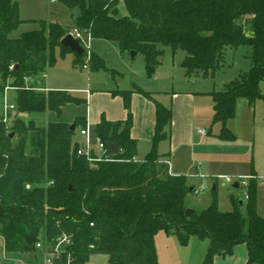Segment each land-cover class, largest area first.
Here are the masks:
<instances>
[{"label":"trees","instance_id":"obj_1","mask_svg":"<svg viewBox=\"0 0 264 264\" xmlns=\"http://www.w3.org/2000/svg\"><path fill=\"white\" fill-rule=\"evenodd\" d=\"M59 1L80 9L77 27L87 29L93 39L114 42L123 54H142L150 78L163 62V46L185 52L181 67L188 79L214 78L228 49L251 48L250 69L208 94L214 108L212 126L220 125L222 141L236 140L227 124L236 117L240 100L252 106L264 100V0ZM23 23L18 4L0 0V94L8 85L18 88L12 102L19 113L27 114L61 117L64 107L86 104L68 92L45 91L38 82L27 87V80L53 62L56 49L62 57L70 50L61 44L68 32L58 24L46 31L42 23L40 30L12 39L11 33ZM84 58L77 56L74 65L82 67ZM89 69L115 74L93 53ZM133 93L114 92L124 100L127 120L103 118L93 130L106 145L119 143L120 152L111 161L89 162L77 155L81 143L74 134L87 126L84 116H77L73 131L62 121L42 127L21 119L8 130L0 116V236L5 253L31 257L40 251L38 242L51 244L65 234L71 238L74 264H87L101 254L108 256V264H158L156 236L164 232L183 246L192 236L208 240L201 264L232 255L240 244L248 248L246 264H264V216L257 211L256 179L249 181L248 199H232V211L219 210L214 185L211 204L187 217L186 198L197 189L185 176L172 175L167 156L158 151L170 136L172 109L155 102L152 149L138 161L137 142L130 135ZM142 93L153 100L150 93Z\"/></svg>","mask_w":264,"mask_h":264},{"label":"rangeland","instance_id":"obj_2","mask_svg":"<svg viewBox=\"0 0 264 264\" xmlns=\"http://www.w3.org/2000/svg\"><path fill=\"white\" fill-rule=\"evenodd\" d=\"M12 1L18 4L20 17L29 20L11 33L10 37L12 39L20 38L27 32L40 30L42 23L45 24L46 31L52 24L60 25L68 33L77 27L75 9H70L59 0ZM119 12L120 15H126L123 3L119 5ZM162 50L164 51V58L160 78L156 81L155 76L150 78L145 75L144 77L146 82L158 87L161 91H163L162 88L164 87H168L165 89L198 93H207L215 89L220 90L223 85L235 79L240 73L248 71L251 66V61L248 59L251 48L241 46L237 50L228 49L226 51L223 66L218 70L214 79H187L179 67V62L185 56V52L177 51L173 53L169 46H163ZM91 51L93 54L96 53L103 57L108 69L124 74L125 78L121 76L118 78L120 84L129 81L131 67L145 63L142 54H138L133 61L130 59L129 53H125L123 58L118 45L104 39H93L91 41ZM71 54L73 53H68L65 57H62L60 48L56 49L53 62H48L46 67L35 78L27 80V87L34 86L37 81L43 82L52 91H70L76 84L79 85L78 87H83L88 82L89 71L81 67L75 70L72 60L77 57ZM98 74L105 80L104 76H107L108 72L100 71ZM7 88L8 90H6ZM7 88H5V91H7L9 102L13 103L12 100L15 98L18 88L9 85ZM5 91L3 95L0 94V116H3ZM260 91L264 95V81L260 83ZM75 95L85 98L84 94L77 93ZM199 110L201 117L198 127L207 131L211 130V133L207 138L201 140L205 144L201 148L208 151V154L201 158L196 157L197 163L191 164L192 172L190 177H187L189 183L195 184L197 189H203V192L188 195L186 198L187 208L198 213L207 208L213 200L212 188L215 184L219 210L230 212L233 210L232 199H245V194L249 193V181L254 178L257 186V211L260 216H264V100H258L255 108L250 107L246 102L241 103L237 108L236 118L227 124V127L237 137L234 142L218 139L217 135L220 133V125L211 127L212 103L201 104ZM83 113L84 106L75 104L66 107L61 117L49 112L27 114L19 113L16 110L9 115L6 124L8 130H10L12 123L16 119H21L26 125L33 122L35 125L42 127H47L51 121H62L73 125L71 118H68L67 115L74 117L82 116ZM74 140L79 143L82 142L83 137L80 134V128L76 129ZM201 160L202 162H200ZM196 166H199L198 172ZM235 184H239V188H235ZM243 212L245 213L244 210ZM168 239L178 243L177 248L181 250L179 251L181 258L184 257L181 255L184 250L192 253L193 264L196 262L195 254L198 255L199 250L203 246L202 244H204L203 242L205 244L208 243V240L192 236L188 245L183 246L179 243L177 237L159 232L156 236V248L159 254H157L158 264H169L168 254L170 252L168 251L169 248L167 249V244L170 241ZM175 254L178 255V253ZM7 258L13 259V262L20 259L16 256H5L3 239L0 237V264H11ZM21 260L25 264L29 262L25 258H21ZM87 264H108V256L102 254L94 255Z\"/></svg>","mask_w":264,"mask_h":264},{"label":"crops","instance_id":"obj_3","mask_svg":"<svg viewBox=\"0 0 264 264\" xmlns=\"http://www.w3.org/2000/svg\"><path fill=\"white\" fill-rule=\"evenodd\" d=\"M22 20H24V22L29 21L26 19H22ZM69 53H73V52L70 51ZM94 54L103 58L99 54L96 53ZM71 55H75V57H77L75 53ZM121 56L124 58L125 54L122 53ZM183 58L179 62V67L181 69H182L181 62ZM130 59L132 61L134 60L131 57ZM75 61L76 59L72 60L73 68L75 70L80 69V66L78 68V66L74 65ZM162 64L153 75L155 76L156 81L160 78L159 76L161 75ZM88 71H89L87 76L88 82H86V84H84L83 87H78L79 85L76 84V86L71 88L70 91H66L77 98L84 99L87 101V103L83 105L84 113L82 115L85 117L87 125L92 130H94V128L102 121L103 118L111 122L127 120L128 113L124 106V100L120 95H114V92L134 91V93L132 94V103H131V110L133 114V125L130 131V135L131 138L137 142L136 160L142 161L152 149L153 139L155 135L156 118H157L155 102L157 101L166 107H170L173 112L172 125L170 128V136L167 140L159 144L158 151L160 154L167 156V160L169 162V167H170V173L172 175L185 176L186 178L190 177V174L192 172L191 164L197 163L196 157L201 158L202 156L204 157L205 155L208 154L207 153L208 151L202 150L201 147H204L203 145L205 144L201 140L207 138L211 133V130L207 131L198 127L199 125L198 123L200 122V117H201V115L199 114L200 113L199 109L201 107V104L203 103L206 102L212 103L211 97H209L208 94L213 91H216V89L207 93H201V92L198 93L192 91L191 92L177 91L176 89H165L168 87H164L162 88L163 91H161L160 89H158V87H155L154 85L144 80V77L146 75L145 63H143L142 65L139 64L138 66L135 67H131L129 81H126L125 83L122 84L118 82V78H120V76L122 78H125L124 74L116 73L115 70H113L115 72L114 75L108 72L107 76H104L105 80L101 76H99L98 73L100 71L92 72L90 69H88ZM182 73L184 75L183 69H182ZM195 78H202V77H195ZM204 79H214V78H204ZM37 82L40 84L43 90L52 91L49 90L43 84V82L41 81L40 82L37 81ZM142 91L150 93L152 95L153 100H150L147 97H145ZM77 93L84 94L85 98L76 96L75 94ZM243 102H246L250 107L255 108L256 103L252 106L248 103L247 100H240L238 102L237 108ZM66 107L63 108L62 112ZM213 115H214V108H213ZM213 115H212V119H213ZM67 117L71 118L73 123L77 118V116L72 117L70 115H67ZM202 131H205V134L202 133ZM200 162H202V160ZM196 169L198 172L199 166H196ZM189 184L193 185L196 188L195 184L193 183H189ZM169 241L170 242H168L167 244V249L169 248L168 251L170 252L168 254L169 264H193L192 253L188 252L187 250H184L181 253V255H183L184 257L181 258L179 256V251L181 250H179L180 248L179 249L177 248L178 243L173 240H169ZM203 243L204 244H202L203 246L201 248L202 250L201 249L199 250L198 255L195 254L196 256L195 264L202 263L206 255L209 242L206 244L205 242ZM175 253H178V255H176ZM5 256L8 255L5 253ZM25 259L29 261L27 264H43L45 259V253L43 251H39L38 253L32 255L31 257H26ZM7 260L10 261L11 264L15 262V261L13 262V259L11 260L10 258H7ZM18 260H21V258ZM247 261H248L247 245L240 244L234 248V252L232 255L227 257H216L214 260V264H246Z\"/></svg>","mask_w":264,"mask_h":264},{"label":"built area","instance_id":"obj_4","mask_svg":"<svg viewBox=\"0 0 264 264\" xmlns=\"http://www.w3.org/2000/svg\"><path fill=\"white\" fill-rule=\"evenodd\" d=\"M69 33L79 41L84 50L85 58L81 68L89 69L92 54L91 41L93 40L91 33L87 29H80L78 27H75ZM6 90H8V88ZM5 92L3 119L4 122L7 123L9 115L16 111V107L14 103L9 102L7 91ZM202 133L205 134V131H202ZM80 134L83 137V141L77 150V155L79 157H84L89 162L112 160L113 154L110 152L108 145L96 138L93 134V130L88 125L85 128L80 129ZM201 192H203V189H197L196 194ZM245 199H248V194H245ZM71 244V238L68 235L63 234L51 244H45L42 241L38 242L36 248L45 253L43 264H74V258L70 252ZM13 264L25 263L22 260H16Z\"/></svg>","mask_w":264,"mask_h":264},{"label":"water","instance_id":"obj_5","mask_svg":"<svg viewBox=\"0 0 264 264\" xmlns=\"http://www.w3.org/2000/svg\"><path fill=\"white\" fill-rule=\"evenodd\" d=\"M75 16H78L80 14V9L76 8L74 12ZM61 44L63 47L68 48L71 52L75 53L77 56L82 57L84 55V50L82 46L80 45L79 41L76 40L70 33L66 34L64 38L61 40ZM136 52H131L130 57L134 59L136 57ZM18 66H16L17 68ZM70 129L73 131L75 129V125H72ZM108 147L110 149V152L113 155H117L120 152V145L119 143H109ZM235 188L239 187V184L234 185ZM70 189L72 190V187L70 186ZM240 205H243L242 200L240 201ZM195 211L191 209L186 210V216L190 217Z\"/></svg>","mask_w":264,"mask_h":264}]
</instances>
